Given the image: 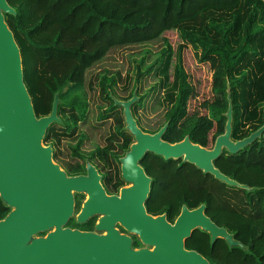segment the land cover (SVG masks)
I'll return each mask as SVG.
<instances>
[{
    "label": "trees",
    "instance_id": "obj_1",
    "mask_svg": "<svg viewBox=\"0 0 264 264\" xmlns=\"http://www.w3.org/2000/svg\"><path fill=\"white\" fill-rule=\"evenodd\" d=\"M7 3L15 14H4L5 22L20 50L23 80L35 115H50L57 95V113L65 117L64 130L60 128L63 133L86 116V71L113 48L157 39L162 40L170 62L175 54L179 56L176 90L165 113L164 141L173 144L188 137L193 144L211 149L224 133L229 103L232 141H240L264 125V0ZM169 31L180 38L175 51L162 39ZM190 46L199 50L198 61L207 64L212 73L210 99L201 104L205 113L191 116L188 104L193 87L181 57ZM116 108L113 105L111 110ZM50 127L45 142L50 141ZM117 135L122 140L120 151L126 153L132 137L126 131ZM53 160H57L55 155ZM140 163L153 180L145 202L148 214H164L173 223L182 206L193 210L204 205L205 215L244 248L229 247L222 239L212 243L208 233L196 229L185 240L187 250L201 254L210 264H264V132L238 153L223 151L214 161L222 174L251 191L228 186L182 160L147 154ZM117 181L121 183L119 178ZM81 199L75 197L76 210ZM9 212L0 199V220ZM68 226L74 228L75 221ZM139 244L135 241L133 247Z\"/></svg>",
    "mask_w": 264,
    "mask_h": 264
},
{
    "label": "water",
    "instance_id": "obj_2",
    "mask_svg": "<svg viewBox=\"0 0 264 264\" xmlns=\"http://www.w3.org/2000/svg\"><path fill=\"white\" fill-rule=\"evenodd\" d=\"M4 14L15 11L7 0H0V199L10 208L0 220V264H210L185 248V240L196 229L208 233L212 243L222 239L229 247L244 249L205 215L204 205L193 210L182 206L173 223L164 214H148L145 202L153 180L140 162L147 154L182 160L228 186L251 191L222 174L214 161L223 151L236 154L253 143L264 125L232 141L229 103L224 133L211 149L193 144L188 137L171 144L162 139L167 124L154 134L139 128L131 112L135 97L115 102L123 108L125 130L134 142L119 159L122 179L129 186L109 196L95 167L87 163L85 175L68 176L53 162L51 147L42 144L48 128L58 122V97L50 115L36 117L23 80L20 50ZM74 194L85 196L76 215ZM97 216L95 232L68 227L72 218L83 224ZM116 226L137 237L144 247L134 249L132 238Z\"/></svg>",
    "mask_w": 264,
    "mask_h": 264
},
{
    "label": "rangeland",
    "instance_id": "obj_3",
    "mask_svg": "<svg viewBox=\"0 0 264 264\" xmlns=\"http://www.w3.org/2000/svg\"><path fill=\"white\" fill-rule=\"evenodd\" d=\"M162 39L174 51L180 43L175 31L165 32ZM198 56L199 50L194 46L184 49L181 56L182 66L193 87L188 104L189 116L205 113L201 104L211 96L212 73L207 64L198 61ZM178 62V53L170 62L161 39L111 49L85 73L87 110L84 119L64 134L60 128L64 130L62 125L65 117L57 113L58 122L53 123L52 129L50 127V141L45 142L43 139L42 144L51 147L56 156L57 160L53 162L68 176L83 174L89 163L99 175L109 173L116 181L120 178L121 183L118 185L122 188L128 187L129 183L121 176L119 159L125 152L120 151L122 140L117 135L119 131H126L123 108L115 105V102H127L135 97L131 112L137 125L147 134L156 133L165 125V113L170 107L171 95L176 90L175 70L179 66ZM112 77L115 82L110 81ZM113 105L117 108L112 111ZM108 190L112 192L114 185H108ZM71 220L75 221V218ZM116 229L132 238V247L138 241L137 237L119 226ZM38 236L41 235L35 237ZM143 247L140 243L133 248Z\"/></svg>",
    "mask_w": 264,
    "mask_h": 264
},
{
    "label": "flooded vegetation",
    "instance_id": "obj_4",
    "mask_svg": "<svg viewBox=\"0 0 264 264\" xmlns=\"http://www.w3.org/2000/svg\"><path fill=\"white\" fill-rule=\"evenodd\" d=\"M85 174H86V171L83 174H81V175H85ZM110 176L111 175L109 173L100 175V177H101V185L104 188V190H105L107 195H109V196H117L119 194L120 189H122V186L118 185L119 181L114 180V178L112 179V177H110ZM108 185H110V186L114 185V190H112V192L108 190ZM111 189H112V187H111ZM77 195L78 196H82V199L80 200L79 209L78 210L75 209L76 213L79 212L81 204L85 200V196H83L81 194H76V196ZM75 204H76V201H75ZM76 213H75V215H76ZM97 220H98V216L87 220L83 224H78L75 221L76 226L74 228L73 227H69V226L68 227L73 229V230H79V231H82V232H91L92 233V232H95V225L97 224Z\"/></svg>",
    "mask_w": 264,
    "mask_h": 264
}]
</instances>
